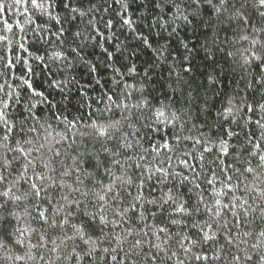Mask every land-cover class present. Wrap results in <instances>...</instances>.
I'll return each mask as SVG.
<instances>
[{
    "label": "snow or ice",
    "instance_id": "6c2138e0",
    "mask_svg": "<svg viewBox=\"0 0 264 264\" xmlns=\"http://www.w3.org/2000/svg\"><path fill=\"white\" fill-rule=\"evenodd\" d=\"M151 2L150 35L170 38L195 22L211 38L204 32L198 49L182 41L185 53L170 63V40L153 47L129 0H0V78L21 72L0 83L3 264H264V0ZM13 8L23 22L5 17ZM117 19L156 64L138 80L135 63L121 65L127 72L106 64L110 87L93 107L92 83L71 73L99 72L90 46L109 60L122 52ZM194 51L213 65L223 53L244 73L242 88L214 93L212 121L209 100L185 91ZM162 64L174 78L161 100L147 89ZM37 69L61 100L35 85ZM223 72L213 69L209 87ZM72 84L84 100L77 114L63 103Z\"/></svg>",
    "mask_w": 264,
    "mask_h": 264
},
{
    "label": "trees",
    "instance_id": "16d2710c",
    "mask_svg": "<svg viewBox=\"0 0 264 264\" xmlns=\"http://www.w3.org/2000/svg\"><path fill=\"white\" fill-rule=\"evenodd\" d=\"M6 3H12V0H4ZM131 5V11L133 13V18L138 21V30L143 31L144 35L149 36L150 41L153 42V47H157L159 44H164L166 39L170 40L168 45V51L171 53L169 62L171 63L172 57H179L180 54L185 53V50L182 46V41L189 43L190 47L199 48V45L203 42L204 37L203 33L208 32L209 39L211 38V31L209 29L200 28L198 31L194 30V25H183L181 22V27L178 29V35L167 38L166 34H162L157 37L154 33L150 35L149 29L144 27V24L149 23L153 15L158 13V9H152L151 0H129ZM19 7V6H17ZM115 7H119L115 5ZM23 9L19 8V12L16 8H13L12 11L6 12L5 17L9 20L10 23H15L16 20L25 19L24 16L20 15ZM46 19V18H45ZM140 20H143V23H139ZM42 22V21H38ZM3 26V20L0 19V27ZM19 31L18 29L16 30ZM113 31L116 32V35L119 37L120 41L124 42L125 47L122 49L121 53H114V59L109 60L102 49L99 47L90 46L87 50V58L92 59L94 63L98 65L99 72L95 75H90L87 72V69L84 66H79L76 71L72 72L71 75L76 77V80L81 84L87 85L89 82L92 83L93 87L91 89H85L88 92V96L91 97L93 107H101L102 103L97 102V97L101 94L102 88L110 87L109 77L113 74L112 68L105 67L106 64H111L113 67H120L121 71L127 72L126 67H121V65L128 66L131 63L137 65L136 79L138 80L143 76V71L145 68L150 67L151 65L156 64L155 54L152 49L145 47L140 41L136 40L133 33L129 32L126 28H120L119 21L117 19L116 25L113 28ZM28 36H31V31L27 32ZM199 37V40L197 39ZM108 47V45H105ZM35 51V49H33ZM109 51H114L112 47H109ZM135 53V55H131ZM223 53H216L217 64L213 65L209 59L206 58V55L203 51H194L190 57L192 71L184 75V80L188 81L191 85V88H185V91H192L193 97L200 99V102H203V99L209 100V110L205 114L206 118L210 121L215 120L216 112L219 109L220 105L216 102L214 93L215 92H232L237 90V88L243 87V82L240 77L244 75L243 71L239 67V64L232 65L231 67L225 62L222 58ZM216 67H222L224 69L223 74L220 75L219 83L215 87H209L207 77ZM0 69L7 74L8 69L3 68V65L0 64ZM15 73V76L0 78V83L4 82V79L7 78L9 83H16V78L21 75L19 71V65L17 69L12 70ZM53 71L56 72V75L52 77L53 79H63L64 76L60 75L59 71L53 68ZM64 75H67L65 73ZM152 80L149 82V87L147 91L150 93L151 97H158L163 99L164 93L170 92L171 89L167 87L168 84L172 83L174 77H169L168 74V65L162 64L159 65L154 71H150ZM99 78L101 83L100 85H95V79ZM34 83L37 87H40L48 92H52V96L56 100H61V95L58 94V90H54L48 87L47 80L44 75L40 74V69H37V75L33 78ZM125 79L129 83H133L131 75L125 76ZM71 88L70 93H65L68 96V99L63 101L64 105L70 110L73 114L76 113V108L84 102L81 91L76 87L75 84L69 86ZM175 87V85H173ZM258 98V97H257ZM83 112V108H81ZM255 131V129H254ZM22 254V253H21ZM3 264V262H0Z\"/></svg>",
    "mask_w": 264,
    "mask_h": 264
}]
</instances>
